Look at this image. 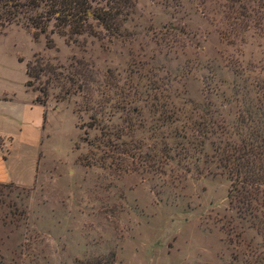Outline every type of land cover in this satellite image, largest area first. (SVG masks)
I'll list each match as a JSON object with an SVG mask.
<instances>
[{"label":"rangeland","instance_id":"obj_1","mask_svg":"<svg viewBox=\"0 0 264 264\" xmlns=\"http://www.w3.org/2000/svg\"><path fill=\"white\" fill-rule=\"evenodd\" d=\"M253 13H264V0H135L121 37L95 26V37L74 43L52 34L49 49L21 26L0 27V93L33 101L47 90L32 182L0 184V264H92L109 252L114 264L251 262L264 238L243 228L235 244L228 230L239 226L231 221L225 176L198 155L197 162L167 163L165 175L143 162L134 169L119 168V158L111 164L110 150L87 144L98 132L86 128L90 112L78 86L83 81L109 130L119 123L121 99L137 91L146 126L136 138L145 145L156 141L148 123L151 89L169 96L180 122L203 117V105L232 120V89L251 92L264 83V29L255 27ZM26 63L44 67L27 88ZM92 159L102 165H89Z\"/></svg>","mask_w":264,"mask_h":264},{"label":"trees","instance_id":"obj_2","mask_svg":"<svg viewBox=\"0 0 264 264\" xmlns=\"http://www.w3.org/2000/svg\"><path fill=\"white\" fill-rule=\"evenodd\" d=\"M92 2L93 0H0V27L10 24L21 26L30 31L33 41L42 36L48 49L53 47L49 37L52 34L64 38L67 43H74L78 36L86 34L95 37V26L100 27L104 36L121 37L122 26L132 12L135 0H98V3L103 4L97 7L92 6ZM252 16L255 27L263 30L264 13H253ZM90 21L94 22V25ZM24 67V86L27 88L33 72L36 79L42 75L38 72H44V67L30 63H26ZM34 67L36 72L33 71ZM68 83L69 86H72V83L77 84L70 79ZM80 84L81 87L78 88H81L83 100H86L83 106L87 108L85 111L90 112L86 128L98 132L97 138L87 142L89 146L95 147L96 150L102 147L110 150L107 159H110L112 164L117 163L115 158H119L120 162L117 164L121 169H134L135 163L143 162L149 167L158 168L154 171L159 175L166 174L164 168L167 163L190 161L194 157L192 155L202 156L204 166L207 163L213 166L229 182L228 207L234 215L231 221L237 222L239 230L231 225L228 232L234 233L237 240L235 244L242 243L243 228L252 230L264 238L263 82L256 83L251 92L244 85L232 89L231 99L238 104L232 120L230 115H222L211 105H203V117L197 116L189 124L180 122L181 110L175 109L173 104L166 100L168 95H163L157 88L151 89L150 94L146 93L151 101L147 110L148 115H151L148 123L151 132H156V141L151 145H145L142 140L136 138V133L146 126L141 109L137 105L140 100L135 99L136 96H141L137 91L128 93L125 99H121L124 104L117 108L119 123L109 130L90 107V98L87 100L84 95L83 81ZM129 88L131 90L133 86ZM39 92L42 98L35 97L33 103L44 108L47 90L43 88ZM123 138H127V141ZM194 160L199 161V157L195 156ZM88 164L102 165L94 159ZM254 251L251 252L253 259L247 264H264V247L256 245ZM114 258V253L109 252L92 264H114ZM233 260L237 261L238 257L233 256Z\"/></svg>","mask_w":264,"mask_h":264},{"label":"crops","instance_id":"obj_3","mask_svg":"<svg viewBox=\"0 0 264 264\" xmlns=\"http://www.w3.org/2000/svg\"><path fill=\"white\" fill-rule=\"evenodd\" d=\"M43 114L44 108L34 104L30 95L18 101L10 91L0 93V184L32 182L37 154L31 156V150L41 146Z\"/></svg>","mask_w":264,"mask_h":264}]
</instances>
